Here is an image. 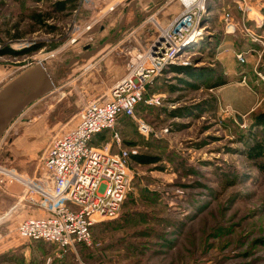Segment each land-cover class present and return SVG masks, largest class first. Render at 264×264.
Listing matches in <instances>:
<instances>
[{
	"label": "rangeland",
	"instance_id": "rangeland-1",
	"mask_svg": "<svg viewBox=\"0 0 264 264\" xmlns=\"http://www.w3.org/2000/svg\"><path fill=\"white\" fill-rule=\"evenodd\" d=\"M58 2L62 0H0V53L41 46L30 57L0 55V92L41 60L55 72L86 54L85 47L92 50L111 39L126 13L125 6L108 11L91 31L77 32L83 24L79 21L94 11L77 0L74 9L60 13ZM211 2L209 17L219 32L216 51L223 8L235 5L234 0ZM180 7L175 1L164 13H153L154 21L150 16L134 28L130 12L128 29L102 52L74 65L70 75L61 68L54 92L27 107L0 138V167L24 179L36 178L51 141L73 129L82 108L104 98L127 75L135 55L157 37L165 15H177ZM235 12L240 13L236 7L230 10L233 17ZM37 15L51 20L38 25ZM241 21H236V34L253 43L242 33ZM210 29L198 50H186L176 61L180 67L195 65L206 76L216 73L222 86L208 89L202 82L194 90L188 86L191 79L167 74L153 93L163 98L162 106H143L138 115L152 127L155 142L139 134L135 122L118 127L126 147L134 143L142 155L160 160L131 169L132 190L119 217L93 229L91 246L65 255L53 245L19 241L13 224L8 234H0V264H264V175L246 157L255 135L264 138V127L255 122L264 116V58L248 54L245 64L235 56L218 61L217 51L210 58ZM250 30L256 33L255 27ZM244 40H239L241 46ZM103 137L99 147L111 141L112 132Z\"/></svg>",
	"mask_w": 264,
	"mask_h": 264
},
{
	"label": "built area",
	"instance_id": "built-area-1",
	"mask_svg": "<svg viewBox=\"0 0 264 264\" xmlns=\"http://www.w3.org/2000/svg\"><path fill=\"white\" fill-rule=\"evenodd\" d=\"M81 1L86 10L91 11L89 0ZM121 1L115 0L86 18L76 31H91L104 19L105 13L121 6L126 7L128 15L133 12V17L153 11V7L139 8L138 0ZM173 1L180 4V14L167 26H158L157 37L146 50L135 55L127 75L104 98L87 103L73 129L51 141L43 168L36 178L24 179L0 167V189L6 190L14 183L22 185L24 190L16 198L17 204L45 213L43 217H30L19 223L14 231L19 241L53 245L65 255L74 252L78 246H91L93 229L119 217L132 190L134 173L130 161L140 152L137 148L125 146L118 127L132 121L139 134L156 138L152 127L138 119L139 107L162 106L164 100L161 96H146L170 67L179 66L176 60L181 54L188 49L198 50L208 38L205 30L212 0ZM233 3L241 13L242 33L253 43H261L258 34H254L250 27L264 28V5L259 0H234ZM230 9V6L223 8L225 31L228 35H235L239 28ZM152 14L150 20L154 21ZM74 43L76 39L72 41ZM247 55L239 53L236 59L245 64ZM39 62L44 63L43 60ZM108 132H112L111 141L99 147L98 138Z\"/></svg>",
	"mask_w": 264,
	"mask_h": 264
},
{
	"label": "crops",
	"instance_id": "crops-1",
	"mask_svg": "<svg viewBox=\"0 0 264 264\" xmlns=\"http://www.w3.org/2000/svg\"><path fill=\"white\" fill-rule=\"evenodd\" d=\"M114 1L115 0H89L88 8L94 11V13L88 12L89 16H87L88 14H85L86 16H84L83 19L79 22L84 23V20L86 18H90L93 14L110 6ZM123 1L124 0H122L121 2ZM173 2H174L173 0H138L139 3L138 6L142 10H146L150 7H153L152 12L153 13L156 12V14H160L162 12L164 13L168 8V6H170ZM233 8L234 6H232L231 9ZM233 11L234 10H232L231 12ZM172 13L169 12L165 15V17L168 16V18H166L167 20H164V22L161 23L162 24L161 26L163 27L167 26L175 18V16L179 14L178 13L177 15H174V13L173 14ZM144 14L145 13H142L137 17L134 16L131 25H133L138 19H141L142 15ZM234 18L236 21H240L241 20L240 13L235 12ZM130 20H132V18ZM220 22H221V27L219 30L222 34V37H220L221 38L220 46H218V50H216L218 53V57H217L218 61L222 57H229L231 59H234L233 57L235 56L236 58V55L239 53H246L251 56H257L258 58L261 59L264 58V28L260 30L256 29V33L261 39V43L257 44V43H251L248 40L245 41L244 39H242V37L240 39L241 36L240 34L239 35L236 34V36L225 34L223 18L220 19ZM213 24L214 21L212 20V18H210L206 23L207 29L211 28L210 30L212 31V34H210L209 39L211 40V42H215L216 40V43H218L219 38L217 37V34L219 32L215 28H213L214 27ZM239 40H244L243 42H245L246 44L241 46L240 44L241 41L239 42ZM153 41L154 39L152 38L150 40V43H152ZM220 54L221 56L219 57ZM141 109L142 106L139 107L138 109V115H140ZM126 122H130V121H126ZM121 133H122V129H121ZM23 190H24L23 186L18 183H14L13 185L9 186L6 190L0 189V234L3 237L5 236V234H8L13 224H16V226H18L19 223H21L23 220L27 218L30 217L38 218V217H43L45 215V213L39 209H31L28 207L24 208V207H20L17 204L16 198L23 193ZM19 247L20 246H18V248ZM7 250H9V248ZM24 253H25V258L28 259L29 251L25 250Z\"/></svg>",
	"mask_w": 264,
	"mask_h": 264
},
{
	"label": "water",
	"instance_id": "water-1",
	"mask_svg": "<svg viewBox=\"0 0 264 264\" xmlns=\"http://www.w3.org/2000/svg\"><path fill=\"white\" fill-rule=\"evenodd\" d=\"M151 13L142 15L131 27H137L150 17ZM128 13L122 18L118 29L113 33L111 39L106 40L95 49L90 46L84 48L86 54L70 60L68 64H61L55 72H51L45 63L39 62L33 68L13 80L0 92V138L7 131L12 121L18 117L27 107L39 99L51 94L56 89V82L60 79V69L66 68L67 75L72 73L71 68L80 61L88 60L102 52L110 45L119 34L128 29L126 26Z\"/></svg>",
	"mask_w": 264,
	"mask_h": 264
},
{
	"label": "trees",
	"instance_id": "trees-1",
	"mask_svg": "<svg viewBox=\"0 0 264 264\" xmlns=\"http://www.w3.org/2000/svg\"><path fill=\"white\" fill-rule=\"evenodd\" d=\"M76 1L77 0H62V2H58L56 4L57 12L63 13V12H66L68 9H74V7L76 5ZM49 18H51V17H47L46 18V17H44L42 15L35 16L36 23L38 25H44V26L46 25V23L49 20H51ZM15 39H19V38L17 37ZM40 47L41 46L33 45L30 48L24 49L21 52H15V51H13V50L8 48L7 51L1 52L0 55L1 56H10V57L16 58V59L23 58V57H30V56L35 55L37 52H39ZM215 47H217L215 42H212V44L209 45L208 50H210L212 48H215ZM210 53L211 54L208 55V56L210 58H213L215 53H216V51L212 49ZM207 63H208V61H207ZM194 66L195 65H192L191 68L190 67L173 66V67L169 68V70L166 72V75L170 74V75H175L177 77H181L182 76V77H186L188 79H191L192 82H194V83H190V84H188V86H190V88L194 89V90H196L197 86H199V84L202 83V82L205 83L206 88H208V89H216V88H219L220 86H222V80H220L221 77L216 76V73L214 74L215 76H206L205 73H200V69L195 68ZM166 75L162 79L163 80L162 82L165 81ZM159 88L160 87H159V83H158L149 92L148 96H146V97L147 98L151 97L153 95L154 91L158 90ZM144 108L148 109V107H144ZM255 122L257 123L258 126H263L264 127V116L263 115L259 116L257 119H255ZM150 125L153 126L152 124H150ZM119 132L122 135L121 131H119ZM103 136L104 135H102L100 137H103ZM150 139L152 140V142H155V137H150ZM127 147L128 148H137V146L134 143H128ZM246 157L249 159V161L255 163V166H256L257 170L261 174L264 175V138L260 139V138H258L255 135L254 143L252 144V146H249L248 151H246ZM159 162H160V160L158 158H156V157H151V156H148V155H142L141 153H139L138 156H134V157L131 158L130 167H131V169H134L135 166H139V167L155 166ZM228 186H232V183L230 185H228ZM79 247H83V246H79Z\"/></svg>",
	"mask_w": 264,
	"mask_h": 264
},
{
	"label": "bare ground",
	"instance_id": "bare-ground-1",
	"mask_svg": "<svg viewBox=\"0 0 264 264\" xmlns=\"http://www.w3.org/2000/svg\"><path fill=\"white\" fill-rule=\"evenodd\" d=\"M201 45H202V43H201ZM188 50H190V49H188Z\"/></svg>",
	"mask_w": 264,
	"mask_h": 264
}]
</instances>
